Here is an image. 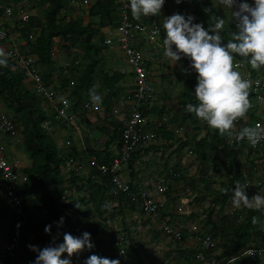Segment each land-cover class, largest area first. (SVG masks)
Returning <instances> with one entry per match:
<instances>
[{"label":"trees","instance_id":"1","mask_svg":"<svg viewBox=\"0 0 264 264\" xmlns=\"http://www.w3.org/2000/svg\"><path fill=\"white\" fill-rule=\"evenodd\" d=\"M13 1L16 3V1L19 0ZM29 1L36 5H45L42 8V17L38 18L31 14L27 22H22V25L16 22L15 27L24 38H27L31 30H34V32L36 31L35 40L33 42H27L26 47L38 56L42 78L49 83L53 78L57 77H54L57 70L52 60L55 38H61L63 41L69 43L70 46L76 45L80 49L78 55L81 58V62L84 61L83 64L85 67L81 75H73L76 80V84L70 91V95L73 96V107L80 106L85 97L90 96L89 90L92 89L93 86H96L95 91H98V83L100 87L106 89L102 103L105 112L108 113L112 104V99L118 90L116 83L123 74L117 71L107 74L103 70H97L103 48L100 42L95 41L94 38L100 35L99 29L101 27L112 21L115 11L114 1L97 0L91 5L88 12L98 17V22L95 25L91 23L83 24L79 19H67L64 13L67 0ZM187 1H190L192 11L189 15H183L186 18L188 16H193V21L200 22L206 30L209 29L210 23L213 22L211 17H219L216 13V6L213 0H181V3H179L181 10L184 11L186 6L189 5ZM168 3H176V0H165L163 7H166ZM141 21L146 22L147 20L141 19ZM236 31H238V29L232 30L225 24L224 29L220 33L225 44L227 40L231 38L232 33ZM236 60L244 62L239 56L236 57ZM244 63L252 73L257 72L251 69L250 65L246 62ZM78 65H80V63L75 62L74 65H71L74 66L71 69L73 70L75 66ZM188 67H191V64H188ZM197 76L192 77L188 72L184 73L182 88L177 95V100H174V103L180 106V123L188 121L193 129L197 131L194 134H188L185 131L184 136H186V138L182 140V142L186 144L187 140H189L195 148L196 159L201 166L199 180L203 183L202 190L209 189L212 182H214L212 176L207 174L208 166L210 165L213 173H218L225 167V171L223 172L224 181L220 182L218 190L216 191L217 194L214 195V198L211 200L212 204L222 209L223 206L232 199V189L235 188L236 182L240 181L242 183L243 181L242 165L246 164L247 167H252L253 161L250 157L252 150L247 148L243 142L229 143L225 137L219 135L218 131L210 129L205 122L197 119L195 114L185 110L187 103H196L195 88L198 83ZM62 83L66 85L67 81ZM0 98L4 106L15 117V121L20 126L24 151L33 157L31 166L24 170L26 178L17 191L27 215L25 216V221H27L26 231L23 233L21 246L29 233H32L33 239L38 243L37 246L42 249L49 245L54 246L55 244L62 243L65 233L81 237L82 234L87 231L91 234V241L94 247L90 250L85 248L83 254H81L83 264H85L86 260L91 255L118 259L120 264H126L123 259L118 258L116 255L118 246L115 244L114 233L108 221L112 220L116 215H120L125 225V211H137V208H139L138 204L128 200L125 194L113 195L112 191L114 184L110 175H102L96 169H91L89 173L85 175L84 184L80 182V177L72 170L70 171L72 177L63 174L62 167L65 166L67 159L60 155L61 153L59 152L57 143L51 137L47 129L42 126V122L47 118L51 119V116H47V114L39 108L40 98L24 84L22 73L17 68H13L10 62L9 67H0ZM143 109L144 108H142V110ZM252 114L253 113L249 111L247 117L251 118ZM81 118H83L82 115ZM171 119V122L181 127V124L175 122L177 121L176 117H171ZM200 122H203L202 127L200 126ZM238 122H242V120ZM119 128V123L115 122L113 134L107 141L104 149L102 151L89 150L88 155L94 154L98 158L104 159V161H108L112 158L114 154L112 155L111 151L108 150V144L115 141L116 148L120 145ZM164 128L165 126L162 124L155 129L157 137L168 140L174 139L173 130L170 129L167 131ZM200 129H206L205 135L200 136ZM174 141H178V138H175L173 142L170 141L167 143L165 147L173 146ZM159 147L149 146L147 150L157 149ZM179 149L180 147H175L169 152L170 154L166 156L163 168L158 171V175L166 174L169 178L171 177L176 180L180 179L184 181L186 179L184 170L181 172L182 169L178 168V164L174 163L170 166L169 163L170 157L172 155L175 157V153H177ZM244 153H246V156L242 159ZM136 154H139V152L136 151L132 153L130 158V175H133V164ZM216 155L222 156V160L219 164L214 160ZM161 157H163V155ZM70 173H68V175ZM92 173L96 175L95 179L91 178ZM248 174L250 175L251 173ZM130 179L132 182L131 189L136 193L141 187V181L135 182L132 180L131 176ZM192 181L193 180L188 182L185 181L184 183L186 186H189L192 185ZM70 183L74 186L75 191H77V196L66 193V190H69ZM223 189H228V192L225 193ZM204 196L205 194H198L194 198V201L198 202L203 199ZM77 204L79 207L76 206ZM110 205H115V213L110 212ZM29 208L33 210L30 215H28ZM139 211L140 209L138 212ZM194 215L196 214L191 213L189 216L191 217ZM210 215L211 211L209 215H207L208 219H210ZM61 217L64 218L63 224L58 226ZM254 217L258 221L255 224L253 223ZM225 219L226 216L222 215L221 222L224 230V249L215 256L217 259L231 256L238 249L247 244L252 237L264 243V231L262 230L264 229V220L260 216V211L245 208V216L242 222L238 220L225 222ZM0 220L5 221L8 225L6 237H9L22 221L21 218H18L11 212L10 207L5 202V198L1 196ZM47 225L52 226L51 233L45 232V227ZM79 227L83 228V230L81 231ZM210 234H213L214 237L216 236L212 231ZM184 252L185 250H181V254L176 257L177 264H185L189 261L188 257L182 255ZM191 252L196 253V250ZM28 253L21 254V249L19 250V255L25 259L24 264H34L38 253L34 251ZM203 254L207 257L210 253H208V251H203ZM26 255L29 256L26 257ZM78 255H80V253ZM78 255H73L72 257ZM132 255L134 258L136 257V262L138 264H144L134 243H131L125 249V257L127 259ZM72 257H69L68 253L65 252L62 254L61 259H72ZM6 263V260L3 261V264Z\"/></svg>","mask_w":264,"mask_h":264},{"label":"built area","instance_id":"2","mask_svg":"<svg viewBox=\"0 0 264 264\" xmlns=\"http://www.w3.org/2000/svg\"><path fill=\"white\" fill-rule=\"evenodd\" d=\"M96 1L67 0L64 11L71 12L77 8L87 9ZM113 1L119 18L115 28V37L105 36L100 45L103 49L112 47L114 44L117 46L128 66V69L120 68L119 71L131 73L133 84L122 108L124 111L126 109L127 112L120 115V107L114 106L112 108L111 113L113 115H120L117 121L120 125V145L116 148L115 155L108 161H104V159L98 158L94 154L88 155L87 153V166L90 170L96 169L102 175H110L114 184L113 195L125 194L128 200L138 204L140 211L125 216L124 222L125 220L131 221L132 229L142 232L144 230L143 220H147V227H152V234L156 235V229L153 227L159 230L161 239L157 240L155 245L157 250L155 249L154 254L159 264H177L176 257L181 254V250H185L182 255L188 257L189 260L185 264H264V243L258 241L257 238L252 237L247 244L231 256L217 259L215 257L219 254L215 252L218 241L217 236L214 237L213 234L195 228L191 232L193 238L188 242L183 233L184 231L169 223L168 217L164 216L167 212L168 195L175 197L179 202L176 211L185 213L184 208L194 202V198L199 194L198 191L203 188V183L199 180L200 177L197 182L191 183L192 185H185L180 188H172L166 174L149 178L144 177L138 191L136 193L132 191L129 168L132 153L136 151L140 153L149 146H160L155 150H160L157 152L160 158L163 155V148H167L165 147L167 141L164 138L157 137L155 131L145 127L147 118L143 115L142 110V106L150 104L157 98L150 79L149 64L155 58L156 52L163 54L162 37L164 28L163 24L157 21L156 18H153L150 22L134 20L131 16L129 0ZM187 2L190 3V1ZM239 2H245V0H238ZM246 2L254 5L255 0H246ZM235 10H238V5L229 11ZM30 15L29 10L22 2L12 3L0 0V49L11 54L9 62L12 63L13 68H17L22 73L24 84L40 98L39 108L47 116H51V119L47 118L42 122V126L45 129H52L53 122L58 121L68 124L75 133L79 128L78 119H80L81 114L90 109H96L98 104L94 106L90 96H87L80 106L73 107V96L70 95L72 87L76 84L73 75L79 76L83 73L84 68L81 65L75 66L73 70L71 68L74 66H63L60 76L53 84L47 83L42 78L38 56L26 47L27 42L35 40L36 33L31 30L27 38H24L15 28V22L22 25V22L29 20ZM90 23L95 25L96 22L91 21ZM226 23L232 30H237L234 19L231 18ZM112 59H115V56ZM177 62L191 64V60L187 57H182ZM237 62L240 64L237 70L241 72L242 76L253 81V88L250 93V99L253 103L250 112L253 114L249 121L246 122L243 119L242 122H238L237 130L245 126L258 125L264 127V69L252 73L244 62L241 60H237ZM257 80L260 81L259 86L255 84ZM64 81H67L66 85H63L62 82ZM50 111H52V114L48 115ZM159 123L169 125V119L162 116ZM4 135L14 136L15 126L9 118L0 114V137ZM243 143L252 150L250 157L253 154L264 155V141L256 147H252L247 140ZM65 145L70 147L71 141L66 140ZM97 145L103 148V141L98 139ZM73 163V159L68 157L62 171H78L80 167ZM169 163L172 166L175 161L170 158ZM19 168L20 160L9 158L5 154L0 139V196L5 198L11 212L22 219L19 227L17 226V229L9 237L0 239V264H3L5 260L7 261L6 264H19V250L21 249L23 233L26 231L27 221H25V216L27 215L22 200L17 194L26 177L21 176ZM209 168L211 169L210 165L207 170L208 175ZM255 170L257 168L254 166ZM252 173L249 167L242 165V183L248 184L246 191L250 198L258 194L264 195V177L260 178ZM95 177L96 175L92 173L91 178L95 179ZM212 180H218V177L215 175ZM114 207L115 205H110V212H116ZM260 216L264 220V211H260ZM110 221L114 224H110ZM108 224L113 230L115 244L118 246L116 249L117 257L123 259L126 263L128 259L125 257V249L131 243L136 245L138 254L141 257V248L132 240V233L128 230V226L123 224L122 217L116 215L108 221ZM262 230L264 231V229ZM121 249L124 251L123 254H121ZM195 250L196 253L191 252ZM203 251H208L210 254L205 257ZM248 252L257 254L245 255Z\"/></svg>","mask_w":264,"mask_h":264},{"label":"clouds","instance_id":"3","mask_svg":"<svg viewBox=\"0 0 264 264\" xmlns=\"http://www.w3.org/2000/svg\"><path fill=\"white\" fill-rule=\"evenodd\" d=\"M181 3V0H176ZM165 0H129L131 16L140 21L142 17L161 14ZM225 9L231 10L238 5V10L231 12L238 31L224 43L221 31L225 20L212 16L209 29L200 23H193L194 17L179 13L164 19L163 55L168 60L177 62L182 57L191 60V67L198 73L195 88L196 103H187L185 110L195 114L197 119L207 124L210 129L218 131L229 143H239L247 140L256 147L264 141V127L245 126L237 130V122L243 120L253 108L250 93L253 81L242 76L237 69L239 56L250 65L251 69L259 71L264 68V0H255L254 5L238 0H219ZM215 33V34H210ZM175 46V50H174ZM10 53L0 49V67H9ZM187 71V70H185ZM259 86L260 81L255 82ZM90 89V99L95 106L102 103V97ZM246 183L237 181L232 189V206L235 209L264 211V195L258 194L251 198L247 194ZM225 193L228 189H223ZM77 207L78 204L76 205ZM64 218L58 222L63 224ZM253 218V223H257ZM19 227V225H18ZM51 225L45 227L46 233H51ZM30 250L38 253L34 264H72L71 259H61L67 252L69 257L78 255L85 248L92 249L91 234L85 231L81 237L65 233L63 242L40 248L29 245ZM121 249V254H123ZM257 253L248 252L245 255ZM85 264H120L118 259H109L91 255Z\"/></svg>","mask_w":264,"mask_h":264},{"label":"crops","instance_id":"4","mask_svg":"<svg viewBox=\"0 0 264 264\" xmlns=\"http://www.w3.org/2000/svg\"><path fill=\"white\" fill-rule=\"evenodd\" d=\"M5 1H9V0H5ZM20 1H22V0H19L16 2H20ZM169 4H173V3H168L166 7H163L160 15L142 17V19L147 20L146 22H150L153 18H156L157 21H159L163 24L164 19L166 18V16L162 15L163 12H169V13L174 12L175 14H177L179 11V14H180V8L175 6L172 9V7ZM175 4L177 5V3H175ZM188 4H190V3H188ZM219 6L220 5H218V7ZM88 9L89 8H87V9L77 8V9L72 10L71 12L64 11V13L66 14L67 19L68 18L79 19L80 22L83 24L84 23H90L91 21H95L96 22L95 24H97L98 17L96 15H91L88 12ZM184 11L186 12L185 13L186 15H189L190 12L192 11V7H189V5H188V6H186V9ZM118 20H119V18H118L116 9H115L112 21L109 24H107V25H105L99 29L100 35L96 36L94 38V40L101 42L105 36L115 37V28L117 26ZM35 33H36V31H35ZM163 34L164 35H163L162 39H164V37H165V32ZM56 42L58 43L57 47H56ZM64 42L65 41L61 40V38H55V45H54L53 52H52V60L54 63L53 64L54 67L58 68V69L56 68L57 71L54 74V77L55 76H57V77L53 78L49 82V84H53L57 80V78L60 76V73L63 70V66H65V65L69 66V65L74 64L73 62L70 61L71 58L68 59V58H66L67 56L65 54H62L63 50H64V46L66 47L68 44L67 42H66L67 44ZM54 53H59V54H57V55H59L58 59L54 58L55 57ZM113 56H115V59H112ZM103 62L105 63L106 69L100 67V65H97V70H103L107 74H111V72H114V71H117V72H120L121 74H123V76L116 83L118 90L116 92V95L112 99V104L109 108L108 113L105 112L103 103H99L98 107L96 109H90L86 112H83L81 114L83 116V118L80 117V119H78L79 120L78 121V127L79 128H78V131L75 133L73 132V129L68 124L62 123L63 126H61V128H58V126H55L54 124L52 125V130H55V131H53L54 135L52 133L51 136H52V138L54 137V139H55L54 141L57 143V146L59 148V152L61 153L60 155L63 156L64 158L66 157V159L68 157H71L73 159V162H74L73 164L80 167V169L78 171H76V172L74 171L76 175L79 173H82L83 175H86L89 173L90 169L87 166V158H86L88 151L89 150L90 151H102L104 149V147L106 146L107 141L109 140V138H111V136L113 134L115 122L118 121L120 115L127 112L126 109L124 111V110H122V108L125 105V103H124L125 98L129 94V90L132 88L133 76L129 72L119 71L120 68L128 69V66L125 63V60H124L122 53L119 51V49L117 48V46L115 44L112 47L105 48L102 50V54H101V58L99 60V64L103 63ZM55 65H57V66H55ZM80 65L83 68L85 67L83 62H80ZM185 68H186V63L174 62V61L168 60V58H166L162 53H159V52L155 53V58L153 59V61L150 62L149 69H150V79L152 81V84L154 87V92H155L157 98H156V100H154L150 104L144 105L142 107V108H144L143 109V115L147 118V124L145 125L146 128H149V129H152L153 131H155L156 127L150 128L149 120L151 121L152 119H154L153 116H155L156 114H159V115L161 114V117L162 116L164 117L166 115L164 111L172 106V104H170V102L168 100V96H164L163 100L159 99L158 92H159V88H160L159 87L160 83L163 84L162 87L164 90H162V91L163 92L167 91V88H165V85H164V83L166 82L165 80L171 79V78H176V77L178 78L180 76L182 77L185 73ZM39 70H40V68H39ZM97 88L99 90L96 91V93L99 94L103 100V96L105 94L106 89L100 87V84H98V83H97ZM114 106L120 107V115H113L111 113L112 108ZM0 114H3L7 118H9V120H11L15 126V135L14 136L4 135V136L0 137V139L3 143V146H4L5 154L9 158H16V159L20 160L19 170L21 172V176L26 177V173L24 172V170L31 166L32 161H33V157L24 151L23 146H22V134L20 131L21 130L20 126L15 121V117L6 109L1 98H0ZM51 114H52V111H50L48 115H51ZM161 117H159L157 119L159 126L161 125L159 123V119ZM64 126H66V127H64ZM93 126L98 128L99 131H97V133L90 130V128ZM164 126H165L164 129H166L167 131L170 129L173 130V138L174 139L177 138L176 133H178V135H179V133L181 132L178 129V126H176L173 122H170V120H169V125H164ZM191 133L193 134V132H191ZM55 134H58V136H55ZM98 139H101L103 141V148H100L97 145ZM174 139H169V140L165 139V140L167 141V143H169L170 141L173 142ZM66 140L71 141V146L73 145L71 149H70L71 146L67 147L65 145ZM178 141H174L173 146L167 147L165 149H170V150L174 149L176 147V143H178V144L180 143V141L179 142ZM190 143H191V141H190ZM65 148L69 149V150H66ZM147 149L148 148H144L142 152H140L139 154H136V158H135V161L133 164V168H134L133 175H130L132 180L135 182H139L142 180V173H143L144 168L140 166V160L147 162L148 157L146 154L149 152H153V150H157L156 148L155 149H149V150H147ZM108 150L111 151L112 155L113 154L115 155V152H116L115 141L108 144ZM65 151H67V153H64ZM71 151H73V152L71 153ZM182 152H183V150H182ZM244 155H242V159L245 157ZM177 156H178L177 160L179 161V160H182L183 158H186L187 154H182V155H180V154L176 155L175 154V158ZM85 159H86V161H85ZM160 159H162V157H160ZM251 160L253 161V165H252V167H250L251 168L250 171L253 172L252 174L256 175L257 177H260V178L264 177V155L253 154V156L251 157ZM179 162H181V161H179ZM207 165H209V164H207ZM254 166L257 168V170H255V171H254ZM182 167H183L182 164L181 165L178 164V168L182 169L181 172H183V170H184ZM154 168L155 167H153V169ZM162 168H163V164H161L160 168H158V170L156 169V171L158 172ZM170 178L167 176V179L171 182L172 188H176L174 186V183L176 182L174 180H176V179L173 180V178H171L173 181V183H172ZM168 198H175V197L168 195ZM138 210H139V208H137V211ZM127 212L131 213L132 211H127ZM133 212H135V211H133ZM6 224L7 223L5 221L0 220V239H3L6 237V234L8 231V227H5Z\"/></svg>","mask_w":264,"mask_h":264},{"label":"rangeland","instance_id":"5","mask_svg":"<svg viewBox=\"0 0 264 264\" xmlns=\"http://www.w3.org/2000/svg\"><path fill=\"white\" fill-rule=\"evenodd\" d=\"M9 1L14 3L13 0H9ZM213 1H214L215 6H216V13L218 14L219 18H222L225 20V24L227 25L226 22L231 20V12L228 9H225L223 5H220L219 0H213ZM20 2H22L26 6V8L29 10V12L32 15H34L35 17H38V18L42 17V8L45 5H36L29 0H22ZM169 5L172 7V9L175 6L180 8V14L181 15L186 13L185 11L181 10V7L178 3H177V5L175 3L169 4ZM218 5H220V7H218ZM190 6L191 5L189 4V7ZM178 13H179V11H178ZM173 14H175V13L174 12H170V13L169 12H163L162 13V15L166 16V17L171 16ZM193 23H200V22L193 21ZM228 27H230V26H228ZM64 43H66V42H64ZM57 44L58 43L56 42V47H57ZM78 52H80V49L76 45L70 46L68 43L66 47L64 46V50H63L62 54H65L67 56L66 58H68V59L71 58L70 59L71 62H73V63L79 62L80 63L81 58L78 55ZM57 54H59V53H54L55 59L59 58V55H57ZM99 65H100V67L106 69L104 62L100 63ZM55 66H57V65H55ZM187 66H188V64H186L185 70H187V71H185V72H188L192 77L198 75V73H196V71L193 68L187 67ZM183 79H184V75L182 77L180 76L178 78L176 77V78H171V79L165 80L166 82L164 83V85H165V88H167V91H164V92L162 91V90H164L162 87L163 84L160 83V86H159L160 88H159V92H158L159 99L163 100L164 96H168V100H169L170 104H172L171 107H169L168 109H166L164 111L166 114L165 116L170 119V122L172 121L171 117L172 118L176 117L177 121H175V122L178 124H181V127L178 126V129L181 131L179 133L180 136L178 135V133H176L178 140L180 139L179 140L180 143L179 144L176 143V147L177 148L180 147V149L175 154H180V155L187 154L186 158L179 160L181 162H179L177 160L178 156L176 158H174L173 155L171 156V159L175 161V164H179V165L182 164L183 165L182 168L184 169V175L186 178L184 181L180 180V179L179 180L173 179L174 181H176L174 183V186L176 188H180L182 186H185V183H184L185 181L188 182V181L193 180L192 183L197 182V180L200 177L199 173L201 172L200 171L201 166L195 157L196 152H195V148H194L193 144H191L188 140H187L186 144H184V142H182V140H184L186 138V136H184L185 131L188 134H192L191 132H193V134H194L197 131L193 129L192 125L188 121H184L183 123H180V120H181V115L179 112L180 106L174 103V100H177V95L181 91ZM159 117H161V114L160 115L156 114L155 116H153L154 119H152L151 121L149 120L150 128H152V127L157 128L159 126L158 122H157V119ZM244 120L247 122L250 120V118H248L246 116L244 118ZM54 125L58 126V128H61V126H63V124L61 122H58V121L57 122L55 121ZM200 126L201 127L203 126V122H200ZM64 127H66V126H64ZM90 130L94 131L95 133H97V131H99L98 128H96L95 126L91 127ZM47 131L50 134H52L53 131H55V130H52L50 128V129H47ZM205 131H206V129H203V130L200 129V133H199L200 136L205 135V133H206ZM53 135H54V133H53ZM55 136H58V134H55ZM53 139H54V137H53ZM72 146L70 147V149L72 148ZM66 150H69V149H66ZM182 150H183V152H182ZM158 151H160V150H158ZM158 151L153 150V152L147 153L146 154L148 157L147 162L140 160V166L144 168L143 173H142V179L144 177L149 178V177L157 176L158 172L156 171V169L158 170V168H160L161 164L164 165V162H165L164 160L166 158L165 155L170 154L169 152L171 150L163 148V155L164 156L162 157V159L159 158L160 155L157 154ZM72 152L73 151H71V153ZM64 153H67V151H65ZM244 154L246 155V153H244ZM214 160L217 161V163L219 164V162L222 160V156L216 155ZM85 161H86V159H85ZM244 166H247V165L244 164ZM153 167H155V168L153 169ZM224 168L225 167H223V169L218 173H213L212 170L209 168V175H212V177H213V175H214V177L216 175L218 177V180H213L214 182H212L209 189H207V190L203 189L201 191L200 190L198 191V193L201 195L205 194L203 199L199 200L198 202L194 201L190 206H187L186 208H184L185 213H182V212L176 211V208L179 205V202L177 201V199L176 198H169L168 202H167V212L164 215V216L168 217L169 223H171L174 227L184 231L183 233L187 237L188 242L191 241V238H193V235L191 232L194 231L195 228L202 230V231H205L207 233H210L211 231L213 233H215L217 236L216 238L218 239L217 245H216V250H215V252H217V253H220L224 249L223 248V241H224L223 240V237H224L223 231L224 230H223V224L221 222V216L222 215L226 216L225 222H233L234 220H238L239 222H242V219L245 216V209H235L232 206V199H230L223 206L222 209H219V207L217 205H214L211 202L212 198H214V195L217 194L216 191L218 190L220 182L224 181V174H223V172L225 171ZM68 173H70V171L64 172L63 174L65 176L72 177V173H70L69 175H68ZM77 175L80 177V182L82 184H84L85 183V177H84L85 175H83L82 173H79ZM170 180L172 181V179H170ZM172 183H173V181H172ZM66 193L71 194L72 196H77V191H75L74 186L71 185V183H70L69 190H66ZM208 211L209 212L211 211L210 219L207 218V215H209ZM32 212H33L32 208H29L28 215L32 214ZM190 212L195 213L196 215L190 217L189 216L191 214ZM125 215L129 216L130 213H128L126 211ZM139 216H141V214H139ZM125 222H126L125 225L128 226V227L127 226H125V227H127L128 230L132 233V237H133L132 240H134V242L136 244H138L141 248L140 249V251H141L140 255L142 257L141 259H142L143 263L144 264H159L158 259L154 255L155 249L157 250V248L155 247V245L157 244V240L161 239V234H160L159 230L156 227H153L156 229V235L152 234V227H147V223H148L147 220H143L144 230L142 232H137V231L133 230L131 227L132 226L131 221L125 220ZM28 223H29V219H28ZM109 223L112 225L114 224V222H112V221H110ZM5 227H7V224L5 225ZM80 230L82 231L83 228H80ZM37 244L38 243L35 242V240L32 237V233H29L27 238L22 243L21 254H26L28 252L29 253L32 252V250H30V248L28 246L29 245H37ZM83 252H81L80 255H78V256L72 257V259H71L72 264H83L82 256H81V254H83ZM28 256L29 255H26V257H28ZM24 260L25 259H23L19 255L18 263L24 264L25 263ZM126 264H138L136 262V257L134 258L133 255L131 257H129Z\"/></svg>","mask_w":264,"mask_h":264}]
</instances>
